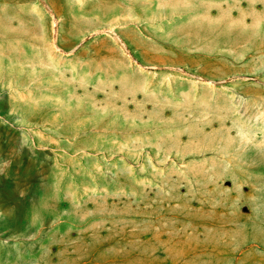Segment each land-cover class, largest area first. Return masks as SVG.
<instances>
[{"label":"rangeland","instance_id":"374dc122","mask_svg":"<svg viewBox=\"0 0 264 264\" xmlns=\"http://www.w3.org/2000/svg\"><path fill=\"white\" fill-rule=\"evenodd\" d=\"M84 2L0 0V264H264V0Z\"/></svg>","mask_w":264,"mask_h":264},{"label":"crops","instance_id":"0c3cea01","mask_svg":"<svg viewBox=\"0 0 264 264\" xmlns=\"http://www.w3.org/2000/svg\"><path fill=\"white\" fill-rule=\"evenodd\" d=\"M152 2L153 0H147ZM101 7L105 12V25H114L120 24L123 22L121 20L125 16H129L132 19H135V0H116L115 5L113 6L108 0H100ZM112 18L108 20V18ZM10 20V16H9Z\"/></svg>","mask_w":264,"mask_h":264},{"label":"bare ground","instance_id":"6f19581e","mask_svg":"<svg viewBox=\"0 0 264 264\" xmlns=\"http://www.w3.org/2000/svg\"><path fill=\"white\" fill-rule=\"evenodd\" d=\"M78 1H79L80 4H84V3H85V2H84L85 0H78ZM14 19H15L18 23H20V24L22 23V21H21L20 18L14 17ZM13 23H14V22H13ZM15 26H16V25H15ZM14 28H15V27H14ZM12 31H13V30H12ZM14 31H15V30H14ZM10 32H11V31H10ZM6 40H7V39H6ZM253 133L256 134L257 132L254 130Z\"/></svg>","mask_w":264,"mask_h":264}]
</instances>
